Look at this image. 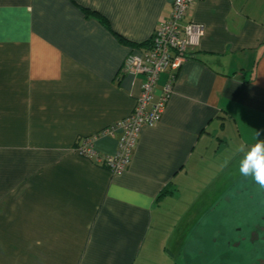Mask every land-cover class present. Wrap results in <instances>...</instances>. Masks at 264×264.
<instances>
[{
	"label": "crops",
	"instance_id": "0c3cea01",
	"mask_svg": "<svg viewBox=\"0 0 264 264\" xmlns=\"http://www.w3.org/2000/svg\"><path fill=\"white\" fill-rule=\"evenodd\" d=\"M172 2L0 0V264H264L237 151L264 139V0L188 7L204 33L121 174L75 150L116 151L143 80L120 67Z\"/></svg>",
	"mask_w": 264,
	"mask_h": 264
},
{
	"label": "built area",
	"instance_id": "2783aa9c",
	"mask_svg": "<svg viewBox=\"0 0 264 264\" xmlns=\"http://www.w3.org/2000/svg\"><path fill=\"white\" fill-rule=\"evenodd\" d=\"M195 0H173L170 15L154 29L149 45L142 53L130 52L120 67L121 74L142 75L140 93L132 111L118 120L103 133L120 132L117 149L113 154H96L92 138H80L75 150L88 159H94L111 175L121 174L134 153L143 126L156 124L171 97L176 70L188 57V48L198 43L204 30L194 21L183 22L186 10ZM167 72L164 83L156 92L158 77Z\"/></svg>",
	"mask_w": 264,
	"mask_h": 264
},
{
	"label": "clouds",
	"instance_id": "9594fccd",
	"mask_svg": "<svg viewBox=\"0 0 264 264\" xmlns=\"http://www.w3.org/2000/svg\"><path fill=\"white\" fill-rule=\"evenodd\" d=\"M256 142L245 146H240L237 151L241 154L239 159V173L250 178L260 188L264 189V139L259 137L262 131H256Z\"/></svg>",
	"mask_w": 264,
	"mask_h": 264
},
{
	"label": "trees",
	"instance_id": "16d2710c",
	"mask_svg": "<svg viewBox=\"0 0 264 264\" xmlns=\"http://www.w3.org/2000/svg\"><path fill=\"white\" fill-rule=\"evenodd\" d=\"M149 43H150V42H149V40H148V41H147V42H145L144 44L148 46V45H149ZM136 46H138V45H136ZM188 56H189V55H188Z\"/></svg>",
	"mask_w": 264,
	"mask_h": 264
}]
</instances>
